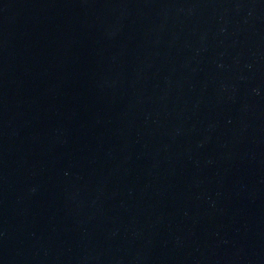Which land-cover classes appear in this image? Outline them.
Returning a JSON list of instances; mask_svg holds the SVG:
<instances>
[{"label": "water", "instance_id": "water-1", "mask_svg": "<svg viewBox=\"0 0 264 264\" xmlns=\"http://www.w3.org/2000/svg\"><path fill=\"white\" fill-rule=\"evenodd\" d=\"M0 264H264V0H0Z\"/></svg>", "mask_w": 264, "mask_h": 264}]
</instances>
